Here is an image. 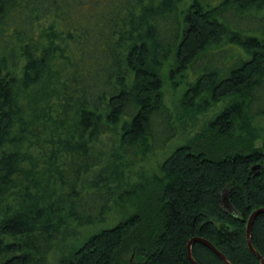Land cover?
I'll return each instance as SVG.
<instances>
[{
	"label": "trees",
	"instance_id": "1",
	"mask_svg": "<svg viewBox=\"0 0 264 264\" xmlns=\"http://www.w3.org/2000/svg\"><path fill=\"white\" fill-rule=\"evenodd\" d=\"M229 8L264 0H0V264H51L74 227L94 232L59 264H192L194 238L231 264H262L246 231L264 208V18L242 29ZM228 49L231 66L210 60L189 83L201 56ZM168 64L171 79L190 77L176 117ZM224 101L131 182L177 123ZM251 238L264 259V214ZM192 255L225 264L199 242Z\"/></svg>",
	"mask_w": 264,
	"mask_h": 264
},
{
	"label": "rangeland",
	"instance_id": "2",
	"mask_svg": "<svg viewBox=\"0 0 264 264\" xmlns=\"http://www.w3.org/2000/svg\"><path fill=\"white\" fill-rule=\"evenodd\" d=\"M207 3L213 4L215 0H202ZM187 2H191V0H187ZM217 3V2H216ZM225 16L228 18L232 25H235L242 29L250 28L253 24L258 23L257 18H264V10H250L244 13L238 12L235 8H229V11L226 12ZM264 29V28H263ZM173 32V30H171ZM170 33V32H169ZM233 52L232 49H228L227 52L222 51L220 53H215V57H212L211 53H206L201 56L195 63L192 70H190L191 76H193L192 80L189 83H194L201 75H203L209 68V61L214 60V63L217 67L231 66L233 61L228 59L227 56ZM227 54V55H224ZM213 58V59H212ZM227 58V59H226ZM225 59V60H224ZM171 63V62H170ZM208 64V65H206ZM206 65V67H204ZM204 67V68H203ZM215 67V66H214ZM206 68V69H205ZM170 69L171 66H168L163 71V94L166 105L173 111L174 116L176 117L177 112L176 108L180 105L181 97L183 92L187 89V85L184 86L186 81L189 80V75L186 72V79H182L179 75H174L173 79L170 77ZM201 70V71H200ZM200 72V73H198ZM195 76V74H197ZM264 99V97H263ZM228 101L221 102L214 106L213 109L206 112L205 114L199 116L194 120H185L184 123L178 125V136L173 139L170 143H168L164 149L156 150V154L154 156L149 157V159L141 164L138 168L134 170V175L131 177V182L135 183L138 181V175L142 171H145L147 174H151L158 169L159 164H161L169 155H171L179 146L186 144L189 140H191L196 134L201 132L203 128L206 126V123L213 119L217 114H219L227 105ZM167 125V123H166ZM165 125V126H166ZM264 126V123H263ZM161 132V130H157ZM160 135L162 133H159ZM164 135L162 138H159L158 143L163 144ZM114 143V140H113ZM261 142H258L257 145H260ZM122 208H117L114 212L113 216L116 218V221H120L126 217V213L120 211ZM115 222V221H114ZM112 222L110 225H114ZM107 227L104 226V228ZM102 228V227H101ZM94 231L89 229H83L79 227H74L70 229L65 235L63 241L58 245V248L52 253L50 257L51 264H59L60 258L62 256L70 254L73 250L79 247L85 239L92 234Z\"/></svg>",
	"mask_w": 264,
	"mask_h": 264
},
{
	"label": "water",
	"instance_id": "3",
	"mask_svg": "<svg viewBox=\"0 0 264 264\" xmlns=\"http://www.w3.org/2000/svg\"><path fill=\"white\" fill-rule=\"evenodd\" d=\"M223 197H224V200L226 201L227 197H226L225 193L223 194ZM261 214H264V208L258 209L255 212H253V214L251 215V217L249 218V221L247 223L246 233H247V245H248L249 250L261 260L262 264H264V259L253 247L252 238H251L252 227H253L254 221ZM197 242L204 244L208 249H210L212 252H214L216 255H218L225 262V264H231L227 260V258L223 254H221L210 242H208L204 239H201V238H194L188 244V247H187L188 258L192 264H197L193 258V255H192V246L194 243H197Z\"/></svg>",
	"mask_w": 264,
	"mask_h": 264
}]
</instances>
